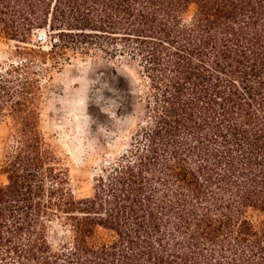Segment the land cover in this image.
Returning <instances> with one entry per match:
<instances>
[{"label": "trees", "instance_id": "1", "mask_svg": "<svg viewBox=\"0 0 264 264\" xmlns=\"http://www.w3.org/2000/svg\"><path fill=\"white\" fill-rule=\"evenodd\" d=\"M0 38V264H264V0H0ZM92 51L135 62L143 119L77 197L37 66Z\"/></svg>", "mask_w": 264, "mask_h": 264}, {"label": "rangeland", "instance_id": "2", "mask_svg": "<svg viewBox=\"0 0 264 264\" xmlns=\"http://www.w3.org/2000/svg\"><path fill=\"white\" fill-rule=\"evenodd\" d=\"M46 34V30L37 31L32 43L48 50ZM15 43L0 38V62L15 59ZM37 69L45 75L40 104L42 131L68 168L75 196H90L94 176L128 147L143 119L138 67L128 57L112 59L92 51L71 54L70 60L57 68L38 65ZM9 133L8 120L0 118V164L10 143ZM5 181L0 172V183ZM68 235L63 226L51 225L52 242Z\"/></svg>", "mask_w": 264, "mask_h": 264}]
</instances>
